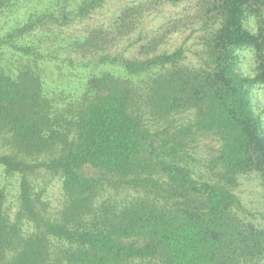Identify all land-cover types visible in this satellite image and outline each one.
<instances>
[{
    "label": "trees",
    "instance_id": "16d2710c",
    "mask_svg": "<svg viewBox=\"0 0 264 264\" xmlns=\"http://www.w3.org/2000/svg\"><path fill=\"white\" fill-rule=\"evenodd\" d=\"M18 1L0 0V9ZM55 1L57 12L30 15L6 44L39 56L52 28L88 18L105 0H82L74 11ZM186 1L123 9L118 39L144 15ZM194 17L203 27L199 63H186L184 46L159 54L165 36L139 45L143 58L102 54L130 74L154 75L135 86L104 74L71 118L56 112L31 66L0 68V264L264 263V226L236 193L243 177L264 187V122L254 104L264 87V0H196ZM80 42L78 52L93 54L114 40L91 31ZM244 51L254 56L251 75L240 69ZM154 122L167 127L154 131ZM208 136L219 149L206 172L192 150ZM85 167L107 180L83 175ZM39 170L62 181L59 217L33 182ZM104 182L139 195L103 198Z\"/></svg>",
    "mask_w": 264,
    "mask_h": 264
},
{
    "label": "rangeland",
    "instance_id": "374dc122",
    "mask_svg": "<svg viewBox=\"0 0 264 264\" xmlns=\"http://www.w3.org/2000/svg\"><path fill=\"white\" fill-rule=\"evenodd\" d=\"M81 1L69 0L66 7L69 10H75ZM141 1L145 2L146 0H105L88 18L78 20L69 26L52 28L53 31L48 33L50 35L46 40L47 44L38 50L41 54L39 56L30 53L26 56L20 52H15L6 44L8 40L5 37L11 29L21 26L34 13L57 12L56 9H51L56 1L31 0L27 2L19 0L10 8H2L0 9V68L6 71H14L17 74L31 66L32 73L38 77L43 88L54 101L56 112L63 114L66 118H71L75 115L83 99L93 91V82L104 74H112L115 78L131 81L135 86H141L154 75L153 72L141 76L130 74L121 62L112 63V59H100L99 56L102 54L112 58L123 55L131 60L143 58V51L142 53L141 50L139 51V45L149 44L150 40H155L154 37L165 36L159 54L162 52L171 53L184 46L187 54L186 63L191 65L193 62L199 63L197 56V53H200L198 38L203 35L200 31L203 27L200 21L195 20L194 17L196 0L177 5H163L153 13L144 15L138 28L130 36L118 39L115 21L123 9L142 3ZM91 31L105 33V36L108 35L114 40L107 53L90 54L77 51L78 48L76 47L78 46L74 44L82 43L80 41L86 39ZM29 39L27 38V40ZM43 39L41 40L43 41ZM24 42H21V45ZM33 58L36 62L34 60L31 64ZM254 66L253 53L251 51L242 52L240 69L244 75L253 74ZM254 104L256 113L261 115L264 122V87L255 90ZM160 123L154 122V131L163 130L167 127L165 122ZM196 147V150H192V154H194L197 165L200 166V170L208 172L207 164L218 155L217 138L208 136L200 141ZM81 173L94 178H104L105 180L108 178V176H103V173L90 167H85ZM33 182L38 188L42 187L44 191L43 200L48 203V213L59 217L65 201L61 179L39 170ZM104 184L108 189L102 194L103 198L110 196L123 199L139 195L137 190L121 188L119 183H115L117 188L109 185L108 182H104ZM236 193L244 207L249 211L250 219L264 226V187L260 182L253 176L243 177Z\"/></svg>",
    "mask_w": 264,
    "mask_h": 264
}]
</instances>
